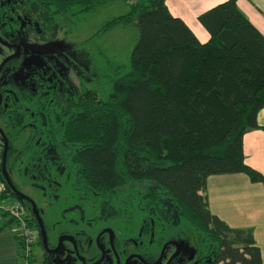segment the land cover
<instances>
[{
	"label": "trees",
	"instance_id": "1",
	"mask_svg": "<svg viewBox=\"0 0 264 264\" xmlns=\"http://www.w3.org/2000/svg\"><path fill=\"white\" fill-rule=\"evenodd\" d=\"M113 1L37 0L33 11L86 15ZM236 1L199 16L209 34L205 43L170 14L166 0L130 4L101 29L136 26L129 68L102 94L95 88L76 94L52 137L61 164L72 165L93 198L106 200L127 185L155 186L174 203L201 249L213 248L210 264H262L251 232L213 215L204 194L207 179L217 175L243 174L264 188V175L245 163L243 153L244 135L261 128L264 37ZM43 135L32 132L30 140L38 143ZM0 180L4 198L28 203L3 181L1 162ZM33 217L29 223L39 228Z\"/></svg>",
	"mask_w": 264,
	"mask_h": 264
},
{
	"label": "rangeland",
	"instance_id": "2",
	"mask_svg": "<svg viewBox=\"0 0 264 264\" xmlns=\"http://www.w3.org/2000/svg\"><path fill=\"white\" fill-rule=\"evenodd\" d=\"M9 1L7 20H0V35L7 41L17 38L28 48L23 50L17 67L11 63L0 74V91H7L12 100L0 111V128L7 139L5 168L11 184L36 205L48 246H55L61 234L83 233L77 236L78 255L89 264L96 255V235L108 227L118 238V246L128 239L143 238V244L148 243L154 233L152 250L142 252L149 261L158 257L165 241L173 239L181 250L171 264H207L213 248L201 249V243L179 216L174 203L155 186L127 185L106 200L93 198L76 181L72 165L63 166L54 152L52 137L60 130L66 118L65 107L74 96L91 88L102 94L116 74L129 68L138 40L136 26L115 25L105 32L101 29L113 18L127 13L128 6L136 0H116L93 13L72 16L42 9L33 11L37 0ZM53 33L56 38L51 40ZM5 51L0 47V65L5 53H9ZM7 117L10 127L3 123ZM32 132L44 134L40 142L30 140ZM3 151L0 136V162ZM219 181L223 185H219V196L213 194L214 207L222 202L220 212L230 213L231 204L223 201V195L230 191L225 186L236 191L239 182L234 175H217L207 187ZM230 181L231 184H225ZM0 215L16 235L20 264H81L67 241L56 257L44 251L39 228L29 223L33 214L28 203L4 198L0 191ZM99 245L104 250L106 238H100ZM130 248L128 251L133 252ZM174 251L172 245L168 246L165 259ZM107 256L106 262L100 264H107Z\"/></svg>",
	"mask_w": 264,
	"mask_h": 264
},
{
	"label": "crops",
	"instance_id": "3",
	"mask_svg": "<svg viewBox=\"0 0 264 264\" xmlns=\"http://www.w3.org/2000/svg\"><path fill=\"white\" fill-rule=\"evenodd\" d=\"M116 1V0H115ZM228 0H166L165 4L174 17L180 18L192 31L200 43L209 40V34L202 27L198 18L204 12L223 4ZM239 12L261 33L264 37V0H237ZM260 129L247 132L243 137V153L245 163L264 175V108L257 115ZM213 176L207 179L206 199L211 213L222 220L228 227L250 231L256 245L261 251L262 264H264V188L261 184L251 183L243 174H234L238 180V189L223 195V201L231 204V211L220 212L215 206L213 194L220 195V184L213 182L208 186ZM217 183H219L217 185ZM225 182V184H231ZM219 187V190H218ZM235 191V192H234ZM0 264H20L19 248L14 231L5 226L0 217Z\"/></svg>",
	"mask_w": 264,
	"mask_h": 264
},
{
	"label": "flooded vegetation",
	"instance_id": "4",
	"mask_svg": "<svg viewBox=\"0 0 264 264\" xmlns=\"http://www.w3.org/2000/svg\"><path fill=\"white\" fill-rule=\"evenodd\" d=\"M10 2L11 1H9V0H0V20H3V21L7 20L6 19V17H7L6 10L8 8L7 7L8 3H10ZM2 28H3L2 24L0 23V34L1 35H2V31H3ZM1 35H0V47L5 49L6 50L5 52L9 51V53H7V54L5 53V55L2 59V62L7 58H9V60L1 68L0 74L11 63H15V65L17 67L18 63H20V61L22 60L23 50L28 48L27 44L22 43L17 38H13L11 41H7L6 39H3V37ZM3 86H5V83L3 84ZM6 92L7 91L4 92V90L0 91V97H1L0 111H1L2 107L6 106L12 102L9 94ZM17 107L20 109L22 107V105L21 106L19 105ZM2 132H3V130H2ZM81 234H83V233H80L78 235H81ZM78 235L72 236L70 234H61L58 236L55 246L49 247L48 243H47L48 251H46V249L43 246L44 251L46 253H48L49 256L56 257L57 253L62 248V243L64 241H67L70 243V245H72L71 246L72 251L77 256V254L74 250L73 242L75 243L77 250H78V243H77L78 242L77 241ZM71 238L73 239V241ZM100 238H106L107 247L106 246L105 247L107 248V250H106V248H104V250H103L101 248V246L99 245ZM60 239H61V241H60ZM128 240L129 241L125 240L121 244V246H118L119 240L116 237L115 233L108 227L102 229L98 233V235H96V237H95V245L97 246V250H96V255H95L94 261H90V263L89 262L88 263L89 264L104 263V262H106L105 258L108 255L107 257H109L110 259L108 260L107 264H171L172 262H174V260L177 258V256H179V253L181 250V245H179L176 241H174L173 239L167 240L162 244V247L159 251L158 257L155 260L149 261L144 257L145 253H142V252L152 250L151 242L152 241L155 242L154 233H152L150 235L148 243L146 242L143 244V238L142 239L140 238V240L138 239V240H133V241L131 239H128ZM59 241L61 242L60 243L61 244L60 249L57 250L56 252H53L59 247V245H60ZM170 245L173 246L175 251L172 255L168 256L167 259H165L166 248ZM128 247L129 248L131 247L130 249L133 250V252H129L127 249ZM176 253H177V255H176ZM77 257L80 260L81 264L87 263V262H85V260H84V262H82L80 256H77ZM210 263H211V260H210V258H208L207 264H210Z\"/></svg>",
	"mask_w": 264,
	"mask_h": 264
},
{
	"label": "water",
	"instance_id": "5",
	"mask_svg": "<svg viewBox=\"0 0 264 264\" xmlns=\"http://www.w3.org/2000/svg\"><path fill=\"white\" fill-rule=\"evenodd\" d=\"M8 60H9V58L5 59V60L2 62V64L0 65V70H1V68L3 67V65H4ZM0 103H1V97H0ZM0 136L2 137L3 142H4V151H3V155H2V161H1V174H2L3 181H4L5 184H6V185H7V186H8V187L14 192V194H15L16 196H18L19 198H21V199L27 201V202L30 204L31 212H32V214H33V216H34V218H35V220H36V222H37V225H38L39 229H40L41 239H42V244H43L44 248L46 249V251H48V248H47V236H46V232H45L44 225H43V222H42V220H41V217H40V215H39V212H38V210H37L36 205H35V204H34V203H33L28 197H26V196L23 195L21 192H19V191H18V190H17V189L11 184V181H10V179H9L7 173H6L5 163H6V157H7V139H6V137H5V135L3 134V132H2L1 129H0ZM71 239H72V238H71ZM60 241H61V239H60ZM60 241H59V244L61 243ZM72 241H73V239H72ZM97 242H98V241H97ZM73 245H74V250H75L77 256H79V255H78L77 247H76V245H75L74 242H73ZM60 246H61V244H60L59 247H58L55 251H53V252H56L57 250H59V249H60ZM177 252H178V251H177ZM176 255H177V253H176ZM176 255H175V256H176ZM81 261L84 262V259L81 258ZM170 261H171V260H170ZM170 261H169V262H170Z\"/></svg>",
	"mask_w": 264,
	"mask_h": 264
},
{
	"label": "built area",
	"instance_id": "6",
	"mask_svg": "<svg viewBox=\"0 0 264 264\" xmlns=\"http://www.w3.org/2000/svg\"><path fill=\"white\" fill-rule=\"evenodd\" d=\"M3 189H4V183L0 182V191H3Z\"/></svg>",
	"mask_w": 264,
	"mask_h": 264
}]
</instances>
